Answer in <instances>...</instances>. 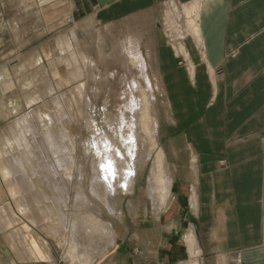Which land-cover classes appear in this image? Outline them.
<instances>
[{
	"label": "crops",
	"instance_id": "obj_1",
	"mask_svg": "<svg viewBox=\"0 0 264 264\" xmlns=\"http://www.w3.org/2000/svg\"><path fill=\"white\" fill-rule=\"evenodd\" d=\"M98 1L100 8L129 2L126 12L143 11V37L160 26L163 4L182 8L184 26L182 16L167 17V34L178 27L185 36L188 28L200 43L188 59L201 62L193 73L188 69V86L172 81L175 90L193 88L192 100H179V112L189 117L182 139L194 142L173 151L194 157L177 168L183 177L176 184L173 177L185 217L173 215L168 224L161 213L159 226L137 234L143 247H115L120 251H111L104 264H190L191 230L200 264H235L238 253L243 264H264V0ZM185 187L192 189L188 199L181 194Z\"/></svg>",
	"mask_w": 264,
	"mask_h": 264
},
{
	"label": "rangeland",
	"instance_id": "obj_2",
	"mask_svg": "<svg viewBox=\"0 0 264 264\" xmlns=\"http://www.w3.org/2000/svg\"><path fill=\"white\" fill-rule=\"evenodd\" d=\"M128 4L129 2H120L116 5H110L109 8L107 6L100 8L101 5L98 0H0V131L21 118V116L35 110V104L32 105L34 107L31 109L27 107L25 98L27 96L36 98L41 92L39 89L44 91L42 84L34 82V80L41 81L43 74L33 76L32 73L36 70L21 68L25 60L32 59V57L40 60L41 65L46 68L45 70L50 73L52 80L55 82L54 90H61L66 95H70L74 87L67 85L61 79L57 69L60 63L59 55L54 51H50L51 45H54L63 34L71 36L74 32L76 39H79L77 40L81 45L80 47L84 49V54L80 59L82 68H79L80 71L85 72L82 83H85L86 95L92 96L93 94V105L88 106L87 103L82 105V114L85 112L83 114L85 116L88 111V114L93 115L97 120L99 128L107 132H112L116 125V118L111 117L114 118L111 128L106 125V115L111 116L114 114L116 116L120 106L126 100L124 96L126 98L129 96V87L131 86L134 89V86H132L133 81H137L139 84L144 82L141 79L143 68L136 64L133 57L134 52H125L124 46L127 44L132 48L138 47L141 56L149 66L146 70L151 80L153 78L155 94L152 108L157 112L160 123L157 145L144 168L139 171L133 193L127 195L121 201L119 208L124 212V222L117 219L114 223L119 238L116 242L117 245L115 244L108 253L99 257L95 264H104L111 251L113 253L120 251L119 248L113 251L115 247H143V244L137 240V234L143 235L147 229H154L159 226V223L161 224L158 220L160 215L157 216L156 207L148 197V178L156 153L158 154L162 150L167 167L172 172V178L174 177V182L183 177V173L178 172L177 168L181 169V166L184 167V165L189 164L190 160L194 158L188 155L173 154L175 149L189 147V143L194 141L182 139L183 124L187 123L189 117L179 112V109L181 111L184 108L179 100L183 98L192 100L193 88L179 90L176 86L175 90L172 87V81L173 79H180L185 81L184 84L188 86L186 84L188 69H191V73H193L192 69L201 65L200 61L188 59V56L189 53L195 55V52H199L200 43H196L197 38L186 27H183L185 36H178L176 32L172 36L167 34L165 26L168 22L167 19L182 16V8L170 7L168 5L170 3L163 4L164 11L159 18L160 26L152 25L146 36L143 37V20L138 18L139 15L143 16V11L126 12L125 7H129ZM169 13L171 16L167 15ZM183 17L184 15L180 17L182 21L179 22L184 26L185 20H183ZM92 19L93 24L90 23ZM130 40L134 44H128ZM92 61L95 66L90 65ZM128 64L134 67H130ZM31 82L34 83L31 84ZM140 86L145 85L142 83ZM56 92H52L53 96H47L48 101L55 99L54 93ZM137 92L139 93L138 89L135 90L136 94H138ZM83 118L78 121L79 141L89 136L86 127L83 126L85 123ZM173 118L175 123L172 121ZM190 119L194 118L191 117ZM195 142L201 143L202 140H196ZM12 147L16 149L17 145L13 143ZM2 160L0 157V164ZM221 164L224 165V161ZM8 181V176L0 169V200L2 201V204L0 203V264H74L68 258L70 247L68 248L66 242V239L71 235L60 226L55 216L51 215V217L44 219L49 230L53 232L48 231L41 220H36L34 217H31L32 220L21 217L18 225L10 216H7L8 212L3 204L13 206V196L8 189ZM174 182L170 187L168 204L160 209V214L163 212L167 214L165 222L168 224L171 222L170 217L173 215L177 219H183L185 217L183 214L187 212L184 211V206L179 203L177 197L174 198L176 192ZM46 190L48 191L47 188ZM181 192L183 197L188 199L192 194V189L185 187ZM176 195L181 196L179 192H176ZM22 196L20 195V197ZM175 200L179 204H176ZM34 201L37 207L36 210L41 212L42 201L37 198ZM130 202H133L139 208L137 214L129 212ZM68 209L69 215L74 213L73 205ZM16 214L19 216V213ZM6 218L8 224L3 222ZM18 228L20 232H23V230L25 231L23 233L31 231L41 236L49 245L51 258L39 253L35 258L31 257L29 253H34L32 247L26 243L27 240H24L25 242L21 240L25 237H19L20 240L19 238L12 239ZM22 228L24 229L22 230ZM193 236L192 240L194 239L193 241L197 243L195 235ZM186 239L187 244L192 242L191 240L188 241L187 236ZM63 241L66 243H63ZM235 256V264H243L241 254L238 253Z\"/></svg>",
	"mask_w": 264,
	"mask_h": 264
},
{
	"label": "bare ground",
	"instance_id": "obj_3",
	"mask_svg": "<svg viewBox=\"0 0 264 264\" xmlns=\"http://www.w3.org/2000/svg\"><path fill=\"white\" fill-rule=\"evenodd\" d=\"M171 33L174 34L170 32V35ZM193 33L195 35V32ZM72 34L60 35L61 38L58 41L56 39L57 42L51 45L50 49L51 52L54 51L59 55L60 63L57 69L61 79L67 85L74 87L70 95H66L61 90H56L59 91L58 93L54 90L55 82L46 68L41 65L40 60L32 57L25 60L21 66L36 70L32 73L33 76L43 74L41 81L34 80V82L42 84L44 91L39 89L41 92L36 98L29 96L25 98L27 107L31 109L35 104V110L21 116L0 131V157L3 159L0 169L9 178L8 189L13 196V206L7 204L3 206L8 212L7 216H10L16 224L21 221V217L27 220H32L31 217H34L36 220H41L48 228L44 219L51 215L55 216L60 226L71 235L66 239L68 248L70 247L68 258L74 264H95L98 258L108 253L119 239L114 228L117 219L124 222V212L119 206L127 195L133 193L138 173L144 168L157 145L160 123L157 112L152 108L155 94L153 78L151 80L146 70L149 66L141 56L140 49L138 47L133 49L127 44L124 46L125 52H134L136 64L143 68L141 79L144 82H141L145 86L141 87V82L139 84L133 81L134 89L131 86L130 89L128 88V98L124 96L125 93L123 94L126 100L116 116L106 115L105 122L109 127L116 118L112 132L99 128L95 117L88 114V109H85L87 111L85 116L84 111L82 114V105L86 103L88 106L93 105V94L86 95L85 83H82L85 72L80 71L82 68L80 59L84 49L80 47L79 39L74 36L75 33ZM128 44L134 43L130 40ZM90 65L95 66L93 61ZM137 89L138 94L135 93ZM52 92H56L54 93L56 97L49 102L47 96H53ZM82 118L85 119L83 126L86 127L89 136L79 141L78 121ZM13 143L17 145L16 149L12 147ZM193 166L191 168H195ZM171 174L161 150L156 153L148 178V197L156 207L157 216L160 215V209L168 204L169 191L173 183ZM35 198L42 201L41 212L36 210ZM71 205L74 207V213L70 210L72 214L69 215L68 208ZM193 206L196 207L197 203L193 202ZM128 209L132 214H137L139 208L130 202ZM16 213H19V216ZM4 220V223L8 222L7 218ZM18 225L17 227L20 228ZM19 228L14 232L12 239L25 237L21 240L23 242L27 240L26 243L32 247L34 253H29L31 257L35 258L39 253L51 258L49 245L41 236L31 231L23 233L24 228H22L23 232H20ZM48 231L53 232L49 228ZM192 234L193 232L190 231L187 235L188 241H192L188 244L190 264H200L201 260H197V255L201 252L194 239L192 240L194 238Z\"/></svg>",
	"mask_w": 264,
	"mask_h": 264
},
{
	"label": "snow or ice",
	"instance_id": "obj_4",
	"mask_svg": "<svg viewBox=\"0 0 264 264\" xmlns=\"http://www.w3.org/2000/svg\"><path fill=\"white\" fill-rule=\"evenodd\" d=\"M110 166V165H109Z\"/></svg>",
	"mask_w": 264,
	"mask_h": 264
}]
</instances>
